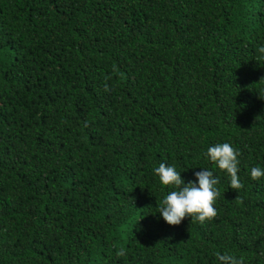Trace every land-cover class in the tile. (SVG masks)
<instances>
[{
    "label": "trees",
    "instance_id": "16d2710c",
    "mask_svg": "<svg viewBox=\"0 0 264 264\" xmlns=\"http://www.w3.org/2000/svg\"><path fill=\"white\" fill-rule=\"evenodd\" d=\"M261 47L264 0H0V264H264ZM160 163L218 215L168 225Z\"/></svg>",
    "mask_w": 264,
    "mask_h": 264
},
{
    "label": "clouds",
    "instance_id": "9594fccd",
    "mask_svg": "<svg viewBox=\"0 0 264 264\" xmlns=\"http://www.w3.org/2000/svg\"><path fill=\"white\" fill-rule=\"evenodd\" d=\"M264 52V47L260 48ZM240 153L230 143H217L208 148L206 157L221 172L230 178V188L237 193L244 187L238 176ZM162 186L172 189L162 200L157 201V210L164 221L170 226H179L185 219L190 218L191 223L204 224L210 222L217 215L215 203L220 196L217 188L219 178L213 171L205 168L194 171L195 179L185 182L181 173L175 167L160 163L153 169ZM251 179L254 181L264 177V169L252 167ZM237 198H239L237 196ZM118 257L126 256L123 248L116 253ZM221 264H244V258L237 259L230 254H216Z\"/></svg>",
    "mask_w": 264,
    "mask_h": 264
}]
</instances>
